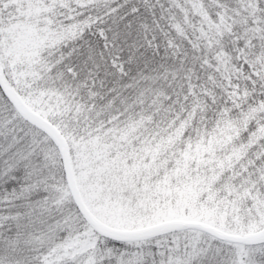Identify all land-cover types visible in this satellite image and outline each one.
<instances>
[{
  "label": "snow or ice",
  "instance_id": "obj_1",
  "mask_svg": "<svg viewBox=\"0 0 264 264\" xmlns=\"http://www.w3.org/2000/svg\"><path fill=\"white\" fill-rule=\"evenodd\" d=\"M0 264H264V0H0Z\"/></svg>",
  "mask_w": 264,
  "mask_h": 264
}]
</instances>
